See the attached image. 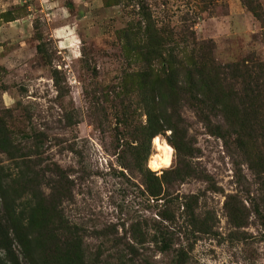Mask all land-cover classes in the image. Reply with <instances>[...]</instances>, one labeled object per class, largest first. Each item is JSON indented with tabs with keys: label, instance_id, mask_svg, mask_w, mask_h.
<instances>
[{
	"label": "rangeland",
	"instance_id": "1",
	"mask_svg": "<svg viewBox=\"0 0 264 264\" xmlns=\"http://www.w3.org/2000/svg\"><path fill=\"white\" fill-rule=\"evenodd\" d=\"M262 14L0 0V264H36L27 240L48 218L75 228L84 264H128L116 238L148 264H264V115L244 77L264 67ZM183 69L195 91L166 86Z\"/></svg>",
	"mask_w": 264,
	"mask_h": 264
},
{
	"label": "trees",
	"instance_id": "2",
	"mask_svg": "<svg viewBox=\"0 0 264 264\" xmlns=\"http://www.w3.org/2000/svg\"><path fill=\"white\" fill-rule=\"evenodd\" d=\"M249 10L255 14V17H259L254 9ZM264 16V14H262ZM186 66V65H185ZM183 66L178 65L179 70ZM230 70L231 75L237 73V64L227 67ZM244 77L247 80L246 90L249 95V106L257 111H260L264 115V67L259 64L250 62L249 66L244 68ZM178 72H168L164 76V82L168 88L176 87L180 89L182 85H189L195 91V87L191 84H187L192 79L188 78L189 72L187 69H183V78H178ZM182 73V72H181ZM196 73V71H195ZM197 74V73H196ZM198 75V78H202ZM185 78V79H184ZM189 79V80H188ZM214 79L217 81L218 77L214 74ZM211 87L214 84L211 83ZM182 88V87H181ZM216 89V88H215ZM264 130V128H263ZM170 150V149H169ZM150 165L156 167L150 162ZM55 221V222H54ZM52 221L50 218L45 220L35 228L29 237L34 243V249L30 250L29 242L27 240L26 250L30 252L31 260H34L36 264H84L82 261V255L80 254V238L75 231V228L64 226L59 219ZM115 244L122 246V250L117 252L118 259H125L128 264H148L144 259L138 258L137 240H130V243H122L117 239ZM180 253V252H179ZM179 253L175 256V264L181 263V255ZM137 259V260H136ZM136 260L134 263L133 261Z\"/></svg>",
	"mask_w": 264,
	"mask_h": 264
},
{
	"label": "bare ground",
	"instance_id": "3",
	"mask_svg": "<svg viewBox=\"0 0 264 264\" xmlns=\"http://www.w3.org/2000/svg\"><path fill=\"white\" fill-rule=\"evenodd\" d=\"M155 160H156L157 163L162 165L165 162V157L161 153H157L156 156H155Z\"/></svg>",
	"mask_w": 264,
	"mask_h": 264
}]
</instances>
